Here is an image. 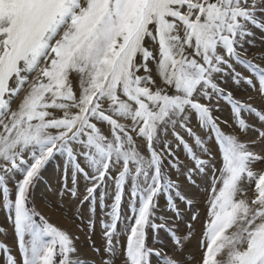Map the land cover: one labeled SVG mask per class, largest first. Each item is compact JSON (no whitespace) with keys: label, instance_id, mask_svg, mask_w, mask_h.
<instances>
[{"label":"snow or ice","instance_id":"snow-or-ice-1","mask_svg":"<svg viewBox=\"0 0 264 264\" xmlns=\"http://www.w3.org/2000/svg\"><path fill=\"white\" fill-rule=\"evenodd\" d=\"M257 30L264 41V0H0V264H88L35 204L60 158L59 195L99 264H264ZM245 88L259 105L235 97Z\"/></svg>","mask_w":264,"mask_h":264},{"label":"rangeland","instance_id":"rangeland-1","mask_svg":"<svg viewBox=\"0 0 264 264\" xmlns=\"http://www.w3.org/2000/svg\"><path fill=\"white\" fill-rule=\"evenodd\" d=\"M262 33L257 30L256 31V47H249L248 52L245 56L247 59H251L254 62L261 64L264 66V41H261L259 37ZM239 71L244 72L245 70L242 68H238ZM247 75V72H245ZM229 87H232L231 83L229 82ZM234 95L236 98L240 99L241 101H247L252 103L254 106L260 104V99L257 94L250 88H245L243 90L233 89ZM249 97H253L252 100H249ZM16 105L13 104V107ZM222 110L219 112L214 113V115L220 117L221 120H228L231 122L232 116L229 109V106L226 104L221 105ZM254 122V121H253ZM191 126L194 127V130L198 129L196 124V119L193 117L191 121ZM224 127V125H221ZM227 131L228 129L225 128ZM254 138V137H253ZM242 139H248V137H242ZM261 148H256V151H261ZM179 154V153H178ZM217 158H219L217 156ZM181 159H184V156L181 154ZM63 166V158L54 160L50 162V165L46 169L43 179L40 182L36 192H35V204L37 209L43 214L49 222L53 223L54 225L60 227L61 229L67 230L74 235H78L80 239L77 241V248L79 250V255L81 258H85L88 260V264H92V261L95 260L96 264H99V256L89 247V241L86 239V232L87 229L81 230L79 227L81 221L77 219L78 211H77V201L68 197H61L59 195L61 190V171ZM261 166L257 165L255 170H260ZM173 179H175V173L172 174ZM200 184V188L197 190L196 194V205L195 210L199 211L200 219L198 222L195 223V238L191 241L188 245V250L196 255L197 258L200 257L201 253L198 250L199 241L201 235L204 230V223L206 220V200L208 197V193L204 191L207 187L205 183L201 181H197ZM182 188L185 191H189L187 184L181 178ZM251 195V192L248 193ZM163 203V201L161 202ZM84 213L85 220L87 219V206L85 205L82 209ZM126 211V209H125ZM102 218V217H101ZM190 214H185V219H189ZM4 223V213L0 212V225ZM178 227L180 232L183 233L185 231V225L183 223L178 222ZM2 238V237H0ZM92 239L96 241L97 246L102 244L101 236H100V227L97 225L96 234L92 236ZM165 251H168L169 254L171 248V241L165 239L164 240ZM154 248H160V244H152ZM116 264H120V261L117 260Z\"/></svg>","mask_w":264,"mask_h":264}]
</instances>
